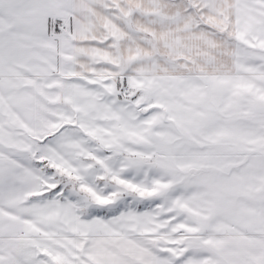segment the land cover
Here are the masks:
<instances>
[{
  "label": "snow or ice",
  "instance_id": "snow-or-ice-1",
  "mask_svg": "<svg viewBox=\"0 0 264 264\" xmlns=\"http://www.w3.org/2000/svg\"><path fill=\"white\" fill-rule=\"evenodd\" d=\"M0 264H264V0H0Z\"/></svg>",
  "mask_w": 264,
  "mask_h": 264
}]
</instances>
